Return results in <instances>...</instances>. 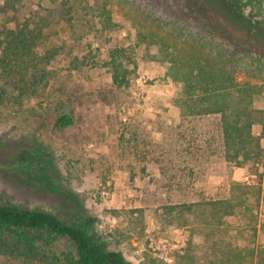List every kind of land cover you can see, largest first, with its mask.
<instances>
[{"label":"rangeland","instance_id":"rangeland-1","mask_svg":"<svg viewBox=\"0 0 264 264\" xmlns=\"http://www.w3.org/2000/svg\"><path fill=\"white\" fill-rule=\"evenodd\" d=\"M152 17L221 27L223 41L240 38L264 60V27L231 0H0V202L96 217L107 249L133 264H176L191 228L160 222L162 206L228 197L239 180L261 189L264 219V124L253 126L262 157L239 164L226 159L220 115L183 119L181 84L138 38ZM255 104L264 109V93ZM58 110L75 123L56 127ZM28 148L43 161L12 165ZM74 250L65 237L53 245L62 259ZM0 264L49 263L0 254Z\"/></svg>","mask_w":264,"mask_h":264},{"label":"trees","instance_id":"trees-1","mask_svg":"<svg viewBox=\"0 0 264 264\" xmlns=\"http://www.w3.org/2000/svg\"><path fill=\"white\" fill-rule=\"evenodd\" d=\"M126 2V0H121ZM255 27H264V0H231ZM130 4H135L132 1ZM131 9L134 7L131 5ZM218 27L209 32L196 30L172 19L152 17L141 27L138 38L155 53L150 60L169 63L167 75L181 84L175 103L183 119L220 115L224 152L228 161L245 164L263 155L253 126L264 124V109L255 104L264 93V60L240 38H229ZM114 81L120 82L115 65ZM245 73L260 83L240 81ZM74 117L58 110L56 127H68ZM43 158L24 149L12 165L38 164ZM41 166V171H45ZM262 191L256 185L234 180L230 195L161 207L158 220L165 225L191 228V236L176 264H264V242L256 245L264 219L259 220ZM96 217L68 221L42 209L0 202V254L32 263L49 264H133L122 251L109 250L95 233ZM68 238L74 254L62 259L53 245ZM52 252V254H50Z\"/></svg>","mask_w":264,"mask_h":264},{"label":"crops","instance_id":"crops-1","mask_svg":"<svg viewBox=\"0 0 264 264\" xmlns=\"http://www.w3.org/2000/svg\"><path fill=\"white\" fill-rule=\"evenodd\" d=\"M173 108L175 109V111H176V109L178 110V108H177V107H173ZM178 112H179V111H178ZM179 113H180V112H179ZM179 113H178V115H177V116H180V115H179Z\"/></svg>","mask_w":264,"mask_h":264},{"label":"built area","instance_id":"built-area-1","mask_svg":"<svg viewBox=\"0 0 264 264\" xmlns=\"http://www.w3.org/2000/svg\"><path fill=\"white\" fill-rule=\"evenodd\" d=\"M249 177H247V179H248Z\"/></svg>","mask_w":264,"mask_h":264}]
</instances>
